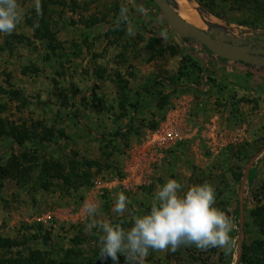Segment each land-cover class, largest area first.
Wrapping results in <instances>:
<instances>
[{"label": "rangeland", "instance_id": "374dc122", "mask_svg": "<svg viewBox=\"0 0 264 264\" xmlns=\"http://www.w3.org/2000/svg\"><path fill=\"white\" fill-rule=\"evenodd\" d=\"M48 1L45 24L43 0H17L20 21L0 32V264H112L85 225L129 228L167 179L211 184L232 243L149 249L144 264H264V90L219 97L211 65L199 89L184 66L210 51L152 0ZM185 1L229 39L264 43V0ZM120 192L130 203L118 217Z\"/></svg>", "mask_w": 264, "mask_h": 264}, {"label": "clouds", "instance_id": "9594fccd", "mask_svg": "<svg viewBox=\"0 0 264 264\" xmlns=\"http://www.w3.org/2000/svg\"><path fill=\"white\" fill-rule=\"evenodd\" d=\"M17 0H0V32L11 33L20 21ZM130 201L123 192L117 193L112 211L119 217ZM214 187L204 182L190 186L186 191L175 179L157 185L150 209L144 214L131 215V226L121 222L91 219L85 230L96 228L99 233L101 260L110 259L119 264L124 256L127 264H144L149 249L175 252L182 244L199 250L226 248L231 245L233 225L225 211L215 206ZM83 210L90 218L98 215L97 205L87 201Z\"/></svg>", "mask_w": 264, "mask_h": 264}, {"label": "water", "instance_id": "95a60500", "mask_svg": "<svg viewBox=\"0 0 264 264\" xmlns=\"http://www.w3.org/2000/svg\"><path fill=\"white\" fill-rule=\"evenodd\" d=\"M162 12L170 28L182 39L195 41L216 57L232 62H244L264 68V43L242 42L229 39L225 34L211 33L201 29L175 11L172 0H152ZM213 30V29H212ZM264 39V37H262Z\"/></svg>", "mask_w": 264, "mask_h": 264}, {"label": "crops", "instance_id": "0c3cea01", "mask_svg": "<svg viewBox=\"0 0 264 264\" xmlns=\"http://www.w3.org/2000/svg\"><path fill=\"white\" fill-rule=\"evenodd\" d=\"M208 58L209 60L206 63L199 62V64L203 68L204 73H206L207 67L209 71L211 65L210 70L213 72L211 73L210 71V73L216 79V84L225 86L224 89H221V92L220 88H217L219 97L229 98L232 95L240 99L243 95H248V93L258 95L264 90V68L244 62L222 60L216 58L211 52ZM201 82L203 83L204 80L202 79ZM203 86L202 84L199 89H202ZM251 88L255 89L251 90Z\"/></svg>", "mask_w": 264, "mask_h": 264}, {"label": "trees", "instance_id": "16d2710c", "mask_svg": "<svg viewBox=\"0 0 264 264\" xmlns=\"http://www.w3.org/2000/svg\"><path fill=\"white\" fill-rule=\"evenodd\" d=\"M198 2L202 3L201 0H198ZM49 4H50V1L46 2V0H45V1L43 0V3H42V5H41V8H43V10H42V12L39 14V20H40L39 25H41V23L45 24V22H46L45 17H46V14H47V10H48L47 8H48ZM214 13H215V12H214ZM215 15H216L217 17H221V16H222V12H220V13H219V12H216ZM48 49L50 50V52H54V53H55V50H56V49L54 48V46H51V45H50V46L48 47ZM205 49H206V48H205ZM206 50H208V49H206ZM208 51H209V50H208ZM184 67L187 69V71H189L190 74H191V73H194V75H196V82H197L198 84H202L201 80H202V79L204 80V78H203V76H202L203 68L200 66V64H198L197 61H195V60H188V61L186 62V64H185ZM179 72H180V76H181V79L178 78L179 80H182V79H183L182 76L186 77V76H189V75H190V74H186V75H184L185 71H184L183 68H181ZM209 80H211V79L208 78V80H206V81L208 82ZM198 84H197V85H198ZM131 107L136 108V105H135V104H131ZM253 173H254V171L252 170V171L250 172L249 176H248V183H249V184L251 183V181H252V179H253ZM237 213H238V212H237ZM60 264H67V263H65V262H61ZM248 264H251V261H249Z\"/></svg>", "mask_w": 264, "mask_h": 264}, {"label": "bare ground", "instance_id": "6f19581e", "mask_svg": "<svg viewBox=\"0 0 264 264\" xmlns=\"http://www.w3.org/2000/svg\"><path fill=\"white\" fill-rule=\"evenodd\" d=\"M172 1H173V8L175 9V11L179 13L185 20H188L189 22L193 23L199 28H205L204 25L202 24V21L203 20L206 21V20L205 18H203L200 12H199L200 14H197L199 10L196 12L194 8L188 6L185 0H172ZM178 4H180V7ZM206 23L210 29H213L207 21Z\"/></svg>", "mask_w": 264, "mask_h": 264}]
</instances>
